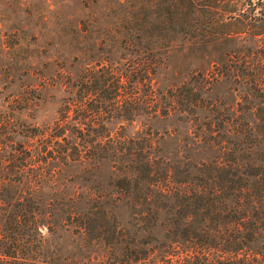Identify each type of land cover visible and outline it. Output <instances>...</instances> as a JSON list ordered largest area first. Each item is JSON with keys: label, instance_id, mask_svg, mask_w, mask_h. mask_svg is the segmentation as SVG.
Listing matches in <instances>:
<instances>
[{"label": "trees", "instance_id": "1", "mask_svg": "<svg viewBox=\"0 0 264 264\" xmlns=\"http://www.w3.org/2000/svg\"><path fill=\"white\" fill-rule=\"evenodd\" d=\"M252 1L116 0L118 37L57 67L51 120L22 119L28 86L0 99V264H264Z\"/></svg>", "mask_w": 264, "mask_h": 264}, {"label": "rangeland", "instance_id": "2", "mask_svg": "<svg viewBox=\"0 0 264 264\" xmlns=\"http://www.w3.org/2000/svg\"><path fill=\"white\" fill-rule=\"evenodd\" d=\"M102 1L92 5L86 0H0V99L20 94L24 86H28L26 96L39 95L34 112L23 111L22 119L29 121L27 114L36 124L51 120L62 97L54 83L57 67L92 66V60L98 58L90 46L93 38H103L108 27L111 39L118 37L116 0ZM252 3L250 14L258 17L264 12V0ZM113 46L111 57L117 61ZM167 152H171L169 147ZM119 218L123 221L124 216L119 214ZM110 261L101 264H112ZM87 264L97 263L91 258Z\"/></svg>", "mask_w": 264, "mask_h": 264}]
</instances>
